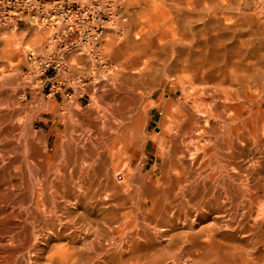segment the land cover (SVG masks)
<instances>
[{
  "label": "bare ground",
  "instance_id": "6f19581e",
  "mask_svg": "<svg viewBox=\"0 0 264 264\" xmlns=\"http://www.w3.org/2000/svg\"><path fill=\"white\" fill-rule=\"evenodd\" d=\"M153 2L168 5L170 29L187 30L191 22L204 27L189 34L155 29L119 50L135 54L134 79L150 89L131 102V115L107 149L76 137L80 146L60 150L55 138L49 154L51 132H38L44 145L36 149L6 124L12 115L0 116V264H264V34H221L229 20L214 0ZM153 23L156 28L158 18ZM121 89L122 104L132 106L128 87ZM106 98L110 104L111 95ZM31 99L42 98L32 91ZM48 107L54 110L52 102ZM95 109L73 115L105 124L111 113ZM154 111L162 132L148 137L141 128ZM122 134L125 144L116 149ZM20 144L23 155L10 158ZM152 144L154 164L144 170ZM58 154L66 164L55 171L50 159ZM138 154L143 163L133 164ZM76 158L84 162L73 180L66 172ZM18 165L28 177L16 174ZM58 213L63 224L94 220L109 229L81 237Z\"/></svg>",
  "mask_w": 264,
  "mask_h": 264
},
{
  "label": "rangeland",
  "instance_id": "374dc122",
  "mask_svg": "<svg viewBox=\"0 0 264 264\" xmlns=\"http://www.w3.org/2000/svg\"><path fill=\"white\" fill-rule=\"evenodd\" d=\"M72 1H76V0H71V2ZM78 1H83L87 3L93 2V0H78ZM97 1L101 3L103 6L106 5L107 3L110 5L109 10L105 11V14H110V18H109V22L104 24V33H103L104 35L101 41L99 42L100 51L98 56L95 57L97 61L95 62V60H93L94 59L93 57H87L83 54L81 55L78 53H74L73 55L68 56L66 60L69 64H71V66H68L67 70L65 71L60 70L58 72V76L55 79L56 87L51 89L50 92H48L49 88H45L43 86L42 80L46 75L54 76L55 75L54 71L47 70L44 72L41 66L34 64L33 61L52 57L54 55L56 44H52L51 42L53 31L44 30V29L43 30L32 29V32L34 34H0V68H2L4 71L3 72L4 74L3 73L0 74V116H2L3 114L5 115L10 114L8 116L12 115V117L14 118L9 117L8 119L11 120H8V123L6 124L12 122L11 124L16 125L19 128L16 133V138L18 137L22 139V135L23 136L25 135V137H23L25 139L22 140L23 141L27 140V137L30 138L33 144L34 143L38 144V145L35 144L36 149H40L39 147H42V145H44L43 141H41L38 137L39 136L38 132L42 131L46 136L48 135V133L51 132L52 137L48 142L49 154H51L52 152L53 149L52 147L55 138L61 139L60 146L62 148L60 147V150H63L64 147L66 150L67 148L71 147L72 143L78 144V141L75 142L76 140H74L76 137L80 138L81 140L87 139L86 140L87 142H89L88 140L91 138L90 140L91 141L93 140L91 143L92 146L94 144V147H96L99 150L101 149V151L107 149L111 145L110 138L114 137L117 133L118 134L120 133V131L122 130L121 127L124 126L125 118L131 115L130 114L132 112L131 108H133V106L135 107L136 105L134 103L132 104L131 102H136L137 97H139L142 93L145 94L146 92L149 91L150 89L149 87L144 85L141 86L134 79L135 77V75L133 74L134 69L132 66H130L131 64L129 63H133L135 61L134 57L136 58V56H133L132 58V55L135 54L129 53L130 52L129 51L126 52V54H123L124 55L123 56L119 53L120 52L119 50L127 48L131 42L132 43L139 42V40L137 39L139 38V36L141 37L142 34L144 36L146 34H150L149 32L152 33V30L155 29L157 30V31L155 30L156 32L161 31L164 34L165 33L183 34L184 32H186L184 34H189L190 32H192L190 29L199 30L204 27L203 23L199 24V23L191 22L189 23L187 30H183V29L179 30L178 28L181 27L177 25H176L177 28L174 27L173 25V29H170L171 26L169 23V19L171 15L169 14L168 5L160 2L155 3L153 2V0H97ZM214 1L218 5L222 6L221 11L224 13L223 15L226 14V18L229 20V24H228L229 26L226 24L227 20L222 22L221 25L222 28L219 29L220 33L221 31H223L221 34H264V0H235V1L214 0ZM143 10H145V13H143ZM155 18H158L159 21V23L157 24L158 26L156 28H154L153 26L154 24L153 20ZM225 25H227L228 28L223 29V27H226ZM226 30L228 31L226 32ZM181 31L184 32L182 33ZM217 32L218 30L216 31V33ZM210 33H211L210 31H208L207 29L205 30L204 28L203 34H210ZM127 53H129L128 55H130L131 57L129 56L128 58ZM144 61L145 60H141V62ZM141 62L140 64H138V66L142 65ZM134 64L135 63H133L132 65ZM124 66L127 68H125ZM13 68L14 70H17L19 72V74L17 75L18 77L15 76L14 72H12ZM10 70L12 73L10 72ZM13 73L14 76L12 75L13 77H11V74ZM3 75L6 76L4 77ZM123 78L129 82H127V84H124L126 83V81L123 80ZM27 81L29 83H27ZM156 82L158 83V80H156ZM62 84L64 86H61ZM137 85L142 89H144L143 87H145V90L143 91L141 88L139 89L136 88L138 89L136 93L134 87H137ZM120 86L128 87L127 90L129 95L126 103H130L132 104V106L129 104H127V106L122 104L120 100V97H122V89ZM32 91L38 93L40 95V98H42L43 100L41 99L40 102L39 101L33 102L31 99ZM108 95H111L112 98L110 104H108V102L106 101L107 100L106 97H108ZM178 96L179 94H177L175 98H177ZM131 97L134 98L133 99L134 101L132 100ZM48 101L53 103L54 105L53 111L50 107H48L50 106V102ZM92 106L93 109L96 108L95 110L98 113H101L102 111H106L109 114L111 113L110 117L105 120L106 122L104 121L105 124L107 123L106 125L104 123H103L104 125L103 124L101 125L100 123L99 124L96 123L94 119L89 115H86L87 118H89V120L84 119L86 116L82 119L75 116L78 113L76 109H79V112H83L84 110L89 109V107ZM123 107L125 109H123ZM121 108L123 109V111H121L122 110ZM125 113H127L128 116ZM111 115L113 118L111 117ZM159 118L160 115L156 111H154L152 114L153 120L149 122L147 128L144 130V126H142L141 129H143V132L148 137L157 135L159 134V132L160 133L162 132L158 129L155 123L159 120ZM91 119H93V121ZM88 121L90 122L88 123ZM114 123L117 124V126ZM2 127H4V125L0 126V130ZM22 127L23 128L25 127L24 128L25 130ZM28 129L30 130V135L28 134L29 131ZM128 134H130V130H128ZM80 136L81 137L86 136V137L81 138ZM124 137H125L124 134H122L121 137L117 138L116 149L120 148L123 144H125L126 138ZM23 141H21V144L23 143ZM24 144L26 143L24 142ZM25 146L26 145L24 146L21 145L23 149L21 148L19 152H16L14 156L11 155L12 157L10 156V158L15 157L16 154L17 156L23 155L24 151L22 150L25 149L24 148ZM156 152H157V145L152 144L151 148H148L144 152V155L148 159L145 163H143L142 161L143 156H140V154H138L136 158L133 159L132 163L133 164L143 163L146 165V166L144 165L145 166L144 170H148L151 167V165L154 164V158ZM57 156L58 158H56ZM57 156L55 158L52 157L50 159V161L53 162V163L50 162V165L53 167L55 171L59 170L61 165L66 164L65 158H60L59 154ZM80 160H78V158L72 159L71 161L72 166H70L67 169L66 174L68 172L69 174H67L66 177L68 176L73 180H75L76 177H78L77 169L81 165L80 162H84V160L81 161ZM86 161L84 164H82V166H86V164L88 163V161L87 162ZM68 163L70 164V162ZM162 164H163L162 160H160V162L157 164L158 167L156 168L155 171L157 179H159L161 176L159 174L160 173L159 170L162 167ZM17 168L18 170H16V174L20 172L18 174L19 177L20 175L22 177H28L26 170H23L24 168L23 166L18 165L16 169ZM21 172L22 174L24 173L26 174L22 175ZM116 174L126 175V173H122V169H118ZM58 214L60 215V213ZM59 215L58 218L59 220H61L60 222H62L63 218L61 217V215L60 216ZM87 222L92 227L88 225ZM87 222H80V224L76 223L78 225L74 223L72 224L73 226L69 225L70 223L63 224L64 222H62L61 224L65 225L71 231L75 229H77L78 231L81 229L80 231L83 232L81 233L79 231V236L81 237L84 234L85 235L90 234L99 237L98 233H100L101 236H104L106 235V232L109 229L108 225L106 226L104 222L99 223L94 220ZM56 225L58 224L56 223ZM81 226H83L82 227L83 229L81 228ZM87 228L88 229L90 228L89 231L85 230ZM93 228H95V230H93ZM98 230L104 233H101L100 231L97 232ZM84 231H86V233ZM61 241L63 242V240Z\"/></svg>",
  "mask_w": 264,
  "mask_h": 264
},
{
  "label": "built area",
  "instance_id": "2783aa9c",
  "mask_svg": "<svg viewBox=\"0 0 264 264\" xmlns=\"http://www.w3.org/2000/svg\"><path fill=\"white\" fill-rule=\"evenodd\" d=\"M109 8L108 3L103 6L97 0L91 3L76 0L68 4L57 1L51 5L39 0H0V32L13 29L25 17L34 28L53 31L51 42L59 45L60 51L33 63L44 72L52 70L58 76L60 70L71 66L66 58L74 53L96 60L104 24L109 22L110 14H105Z\"/></svg>",
  "mask_w": 264,
  "mask_h": 264
},
{
  "label": "crops",
  "instance_id": "0c3cea01",
  "mask_svg": "<svg viewBox=\"0 0 264 264\" xmlns=\"http://www.w3.org/2000/svg\"><path fill=\"white\" fill-rule=\"evenodd\" d=\"M43 2L46 5H51L53 2H63V3H70L71 0H39ZM32 29L34 28L30 23L27 17L23 18L20 22L17 23V25L13 29H5L0 32V34H34L32 32ZM55 51H60L59 45L56 46ZM57 76H44L42 83L45 88H49L48 92L51 91V89L56 87V79ZM61 86H64L63 84Z\"/></svg>",
  "mask_w": 264,
  "mask_h": 264
}]
</instances>
